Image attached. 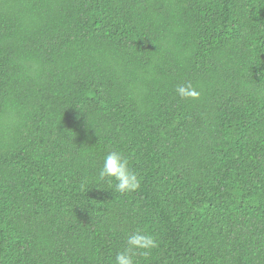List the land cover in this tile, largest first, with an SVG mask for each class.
Listing matches in <instances>:
<instances>
[{"label":"trees","instance_id":"1","mask_svg":"<svg viewBox=\"0 0 264 264\" xmlns=\"http://www.w3.org/2000/svg\"><path fill=\"white\" fill-rule=\"evenodd\" d=\"M137 231L136 264H264V0H0V264H115Z\"/></svg>","mask_w":264,"mask_h":264},{"label":"clouds","instance_id":"2","mask_svg":"<svg viewBox=\"0 0 264 264\" xmlns=\"http://www.w3.org/2000/svg\"><path fill=\"white\" fill-rule=\"evenodd\" d=\"M176 92L182 98L197 99L200 96L191 84L178 86ZM106 178L116 181L115 190L119 193L133 192L141 187L138 174L129 168L128 159L118 151H111L103 158L98 179ZM126 245L116 253L115 264H136L134 257L137 254L147 255L148 251L157 247V241L152 235L137 231L127 237Z\"/></svg>","mask_w":264,"mask_h":264}]
</instances>
